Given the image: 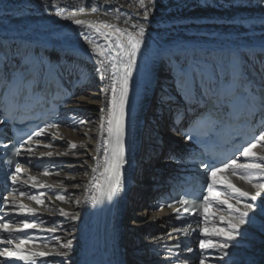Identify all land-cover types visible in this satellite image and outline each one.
I'll return each mask as SVG.
<instances>
[{
    "label": "bare ground",
    "instance_id": "6f19581e",
    "mask_svg": "<svg viewBox=\"0 0 264 264\" xmlns=\"http://www.w3.org/2000/svg\"><path fill=\"white\" fill-rule=\"evenodd\" d=\"M145 5L151 9L147 17L143 15L145 9L133 0H0V79L22 77L28 70L36 68L44 78L50 73L57 80L70 82L76 91L71 104L64 109L59 129H49L28 144L33 155L24 149L26 159L21 168L27 171L19 174L18 179L28 181L27 184L19 183L27 194L39 196L43 193L45 205L78 213L79 218L71 220L61 216L58 210L46 211L43 205L29 201L26 196H8L40 208L36 222L43 221V229L56 228L54 236L60 240L37 241L38 250H49L67 240L72 241L67 258L45 257L46 264L100 262L91 250L98 205L84 203L83 198L99 194L89 191L93 175L102 185L106 179L104 154L107 145L99 138L98 127L100 108L105 107L107 111L110 92L103 93L101 89L111 83L113 62L121 73L123 71L121 60L126 57L118 43L123 42L126 48L129 47L127 34L121 35L119 42L116 40L119 33L106 39L95 28L78 25L75 20L91 22L100 27L101 32L109 33L114 29H105L104 22L132 35L140 26L145 28L144 42L136 56V67L130 80L126 107V163L120 170L121 190L110 200L113 212L107 217L104 264L168 262V256L155 253L172 239L166 235L170 231L165 218L168 211L153 212L146 204L141 206L139 190L135 187L149 180L147 168L159 172L170 168L168 161L155 164L153 158L158 155L156 149H161L165 142H179V138L164 130L162 125L171 102L188 97L191 81L203 92L221 88L232 52L240 54L244 68L253 80L264 77V0H145ZM89 40L99 45L105 56L94 51ZM100 60L108 69L103 81L97 71ZM81 120L86 123L80 125ZM84 132L91 139H87ZM69 141L75 142L77 147L70 148ZM81 142L86 147H82ZM49 144L51 148L44 147ZM48 151L53 155H39ZM256 151H264V148L258 147ZM64 152L68 155L55 154ZM97 165V172L93 173L92 168ZM45 169L49 175L43 174ZM29 176L37 177L42 185L63 182L64 187L33 188ZM218 178L230 181L242 190L256 191L228 170L219 173ZM253 183H264V177L257 176ZM57 195H65L70 202L57 200ZM222 198L232 204L236 199L252 202L249 198L233 196L228 189ZM76 199H80L81 204L77 205ZM8 207L10 211L11 204ZM209 211L215 213L209 217V232L213 225L227 226L226 220L221 221L220 217L230 213L238 215L227 205ZM161 215L163 217L158 219ZM35 231L36 236L53 235L39 229ZM240 233L223 260L214 250L213 258L219 261L208 260L206 264H226L229 260V264H264V192L257 197L255 208L249 212V222L241 226ZM125 236L136 240L127 242ZM45 242L48 249L43 247ZM32 246L26 244L24 247Z\"/></svg>",
    "mask_w": 264,
    "mask_h": 264
},
{
    "label": "snow or ice",
    "instance_id": "6c2138e0",
    "mask_svg": "<svg viewBox=\"0 0 264 264\" xmlns=\"http://www.w3.org/2000/svg\"><path fill=\"white\" fill-rule=\"evenodd\" d=\"M139 4L141 8H144L143 15L147 17L149 12L151 11L145 5V0H133ZM95 10V9H94ZM118 12L119 9H116ZM118 18V17H117ZM75 23L78 25H87L89 28H95V30L101 33L106 39H108L111 35L119 33L120 35H116V40L120 41V36L127 34L128 35V48L125 47L123 42L118 43V47L124 49V57L126 59L121 60V64L123 67V71L121 73L120 68L117 66L115 62L111 64V83L110 85H106L101 91L103 93L110 92V98L107 100V111L105 107L100 108L101 116H100V124L98 127V136L101 138L105 145H107L105 149V168L104 173H112V177H106V184L102 185L98 182V177L96 175L92 176V184L89 186V191L98 192V195L84 196L83 202L89 203L93 206L98 204H102L105 200H112L121 190V168L126 163L125 160V134H126V107L128 104V93L130 80L132 78L133 70L136 67V56L140 51V47L143 44V37L145 34V28L143 26L139 27V31L132 35L131 33H126V30H122L119 27L104 22V28H112L114 29L113 33H109L107 31L101 32L100 27L92 24L91 22L77 19ZM127 23V21H125ZM89 44L92 45L94 51H97L100 56H105V52L100 48L99 45L93 43V41L89 40ZM99 69L98 74L101 81L106 79L105 73L108 71L105 68V64L103 60L99 61ZM119 84V88L117 87ZM87 102V101H85ZM179 117L180 114L177 113ZM74 121V125H75ZM80 125L86 123V121H79ZM49 129H59L58 124H49L40 130V132L34 133L33 135L39 136L49 131ZM83 135L87 139H91V136L87 132H84ZM32 135H29V142L32 141ZM53 139H55V134H53ZM186 139L191 140L192 136L186 134ZM69 146L72 149L77 147L75 142L69 141ZM82 147H86V145L81 142ZM6 147V145H5ZM44 147L51 148V145H44ZM258 147L264 148V131H261L258 136L254 137L251 142L247 143L246 146L242 147L239 150V157H243L245 162L238 163L239 157L235 159H225L218 160L215 157L211 158L207 162H201L200 167L205 170L206 180L210 182H205L201 184V189L206 190V194H197L195 191H189L185 193V197L191 196V199L188 198H180L178 200H174L173 204H168L169 208H173L176 213V219L182 223H186L183 217L180 216L181 210L184 213L194 216L201 217L204 227H198L197 229H192L193 231H198L202 233L205 238H201L198 241V247L201 250H215L219 253L218 258L223 260L225 256L228 255V249L233 246V242L237 240V237L240 236V228L242 225H245L249 222V212L253 211L255 208V201L257 197L264 192V183H253L256 180L257 176L264 177V151H256ZM30 155H33V150L28 149ZM19 156L21 153L19 150L15 153ZM56 155H68L67 152L64 153H55ZM41 157L43 156H52L53 152H42L39 154ZM261 161L257 163V161ZM31 163V160L28 161ZM99 165L92 168V172L96 173ZM225 170L230 171L233 175L236 174L238 170H244L245 174L240 176L241 180L246 181L251 184V186L256 190L254 193L242 190L241 188L236 187L235 184H232L230 181H221L218 178L219 173L225 172ZM26 169H22L20 164L17 163L15 165V174L11 176V180L13 184L16 183H25L28 181H20L18 179L19 174L22 172H26ZM102 173L101 175H103ZM44 175H49L47 169H45ZM29 179L33 181L31 187L40 188V187H48V188H59L63 189V182L59 184L52 185H42L35 176H29ZM224 185V187L230 190L233 196L238 195L241 198H249L252 202H246L242 199H236L235 204L230 203L227 199H223L222 196L225 193H221L217 191V188L220 185ZM18 190L13 188L12 194H14ZM43 193L37 195H30L24 191L19 192L20 197H27L29 201H34L37 205H43L46 211H57L61 216L69 217L71 220H77L79 218L78 213H70L64 208L55 209L52 207H48L45 205V201L42 198ZM56 199L62 201L64 203H69L70 201L65 197V195H57ZM80 199H76L75 203L77 205L81 204ZM11 204L10 213L15 216L23 217V219L19 221H14L13 219L8 218L9 213H5L3 216H0V235H4L5 240L4 243L6 245L12 247H4L0 250V257H5L6 259H13L23 261L24 264H46L45 257H63L67 258L69 251L72 248V241L67 240L66 242L60 244L58 247H53L49 250H38L36 247V242L40 240H49L54 239L55 241H59L60 237L54 236L56 232V228H48L43 229L41 227L43 221L37 223V214L41 212L40 208L33 207L31 204H26L22 200L17 201L15 198L9 199L8 196L0 197V210H2V206H6ZM174 204H178L180 207H174ZM213 204L217 205H227L229 209H232L238 215H232L231 213L226 217H220V220H226V227H217L215 225L212 226L211 232H209V217L214 216V212H210V208ZM236 205H242V207H237ZM163 206H161L160 210L162 211ZM31 221V222H30ZM200 221H198V224ZM191 228V226H188ZM39 229L41 232H47L53 234L50 237H41L36 236L29 233L27 230ZM184 229H173L172 232H169L167 235L169 238L173 235V233L183 232ZM26 244H32V247H24ZM44 249H48V243L45 242L43 245ZM175 249H179V243H176L172 246ZM63 249V250H61ZM191 248H188V252H192ZM209 257L207 255L199 256L198 264H206Z\"/></svg>",
    "mask_w": 264,
    "mask_h": 264
},
{
    "label": "rangeland",
    "instance_id": "374dc122",
    "mask_svg": "<svg viewBox=\"0 0 264 264\" xmlns=\"http://www.w3.org/2000/svg\"><path fill=\"white\" fill-rule=\"evenodd\" d=\"M125 241L129 242V238L125 236Z\"/></svg>",
    "mask_w": 264,
    "mask_h": 264
}]
</instances>
